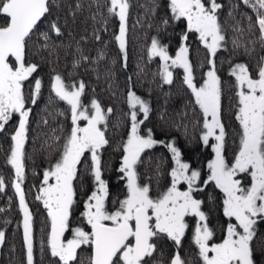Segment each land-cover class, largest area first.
<instances>
[{
    "label": "snow or ice",
    "instance_id": "6c2138e0",
    "mask_svg": "<svg viewBox=\"0 0 264 264\" xmlns=\"http://www.w3.org/2000/svg\"><path fill=\"white\" fill-rule=\"evenodd\" d=\"M55 2L0 0V130L4 129L13 114H19L18 126L11 137L14 143L8 162L15 169L14 187L23 212L27 264H33L32 214L21 184L24 179V145L31 109L25 106L23 89L24 82L36 72L38 64H26L25 57L28 42L37 33L43 41L39 43L37 53L47 50L49 55H53L57 48L63 46L55 44L50 35L54 33L57 38L63 35L58 17L48 21L46 31H39L41 23L51 14ZM242 2L255 13V20L252 16L246 17L248 31H258V39L264 45V0ZM69 7L75 18L82 5L77 0L74 9ZM129 7V0H109L108 12L119 18V34L115 39L119 42L121 52H125V59ZM169 8L172 19L179 21L183 18L187 32L199 34V40L207 49L208 70L203 82L197 86L188 55L189 48L184 43L175 57H171L167 47L160 45L154 37L148 49L149 57H159L162 61L159 75L165 84L173 82L170 68L178 66L184 70L183 83L190 89L194 104L199 106L203 115L201 140L205 145L209 144V138L215 140L211 145L215 156L207 163L209 174L201 181L200 170L192 168L189 162L182 159L181 151L174 141L156 140L151 129L141 134L140 126L148 119L150 107L147 101L129 89L127 103L132 109L131 126L122 145L123 156L119 169L127 179L126 194L117 202L119 206L109 211L106 208L109 191L107 182L102 178L100 149L109 143L105 131L113 108L105 110L95 98L91 99L90 108L82 104L84 82L66 84L62 76L56 74L51 89L59 100L69 106L71 128L63 138L59 158L43 173L42 186L36 199L43 202L50 219L47 243L51 255L58 258V264H148L145 258L152 257L157 251L154 238L161 235L173 241L177 249L169 264H186L179 248L187 228L185 217L189 215L198 217L193 241L203 264H257L256 252L264 255V235H259L256 227L258 220L264 222V57H261L255 76L245 63H236L230 69V75L235 78V119L240 132L237 134V150L229 161L225 155L227 133L221 120L222 81L217 74L215 62L217 51L224 47L225 42L224 27L218 14L222 4L217 0H170ZM163 23L166 25L168 21L164 20ZM239 23L236 22L235 31L243 33ZM187 32L182 36L184 41L188 39ZM95 38L100 39L98 34ZM233 47H240L238 40H233ZM245 51L250 49L246 47ZM76 53L79 59L74 60V67L89 60L79 47V42ZM101 58L103 53L98 59ZM40 88L41 80L36 79L32 104L36 103ZM137 107L143 113V119L138 120ZM81 120L86 121L84 126L80 125ZM158 144L170 151L175 166L169 173L170 186L153 197L150 186L138 182L136 165L142 162V154L146 150ZM86 152L91 155L94 190L84 202L81 217L90 226L89 230L79 225L70 227L76 203L74 181L78 179V166L83 162ZM239 174L250 178L247 185L239 178ZM50 179L54 183H49ZM209 182L214 183L223 193V215L235 221L227 224L225 234L218 243H210L214 232L208 226L207 214L202 210L203 201L194 196L195 192L203 191ZM182 183L187 185L185 190L180 188ZM3 187L4 181L0 177V189ZM68 231L72 232V237L64 239ZM4 237L5 233L0 231V243H3ZM82 246H89L90 249L86 262L78 258V250Z\"/></svg>",
    "mask_w": 264,
    "mask_h": 264
},
{
    "label": "trees",
    "instance_id": "16d2710c",
    "mask_svg": "<svg viewBox=\"0 0 264 264\" xmlns=\"http://www.w3.org/2000/svg\"><path fill=\"white\" fill-rule=\"evenodd\" d=\"M79 2L82 7L73 18L69 6L74 9L77 0H56L52 5L51 14L40 25L39 31H46L48 21L58 17L63 35L59 38L54 33L50 35L55 44L63 46L57 48L53 55H49L47 50L37 53L39 43L43 42L37 33L29 40L25 57L26 64H38L36 72L24 82L23 89L25 106L30 108L31 112L24 145V179L21 187L32 214L33 264H58V258L51 255L47 243L49 219L46 209L43 202L36 199L42 186L43 173L59 158L63 138L69 132L71 121L69 106L65 101L59 100L51 89L56 74H60L66 84L84 82L82 104H87L95 98L105 110L113 108V112L108 116L105 131L109 143L100 149L102 176L106 179L109 191L108 207L114 209L119 206L118 194H123L124 187L126 188L125 183L120 181L119 169L122 163V145L131 126L132 109L127 103L129 89L147 101L150 107L148 119L140 126L141 134L151 129L156 140L174 141L181 151L182 159L189 162L192 168L200 170L201 181L209 174L207 163L214 153L212 142L205 145L201 140L203 115L199 106L194 104L190 89L183 83L184 70L178 66L172 67L173 82L165 84L159 75L162 61L159 57H149L148 49L154 37L160 45L166 46L171 54H175L182 43L186 44L197 86L201 84L202 75L209 66L207 49L199 40V35L187 32L183 18L179 21L172 19L170 0H129L126 59L125 52H121L119 42L115 39L119 34V18L108 12L109 0ZM217 2L222 4L218 14L224 27L225 42L224 47L217 51L215 62L217 74L222 81L221 120L227 133L225 155L231 161L237 150V134L240 128L235 119L236 88L230 69L236 63H245L255 76L261 57H264V45L258 39V31L250 33L247 29L246 17L252 16L255 20V13L249 6L243 4L242 0ZM164 20L168 21L166 25ZM237 21L240 22L239 28L244 30L243 33L235 31ZM185 32L188 36L186 41L182 40ZM97 34L99 40L95 38ZM233 40H238L240 47L234 48ZM77 42L89 60L74 67V60L79 59V54L76 53ZM246 47L250 51L246 52ZM101 53L103 58L98 59ZM36 79L41 80V88L36 103L32 104L31 96ZM137 114L138 120L143 119L140 111L137 110ZM18 120L19 114H13L4 129L0 130V177L4 181V187L0 189V231L5 233L4 241L0 243V264H27L23 212L14 187L15 169L8 162L14 143L11 137L18 126ZM56 137L60 139L57 140ZM141 159L142 162L136 165L138 182L148 184L150 194L156 197L170 184L169 173L175 166L171 153L164 145L158 144L151 150H146ZM82 161L78 166V179L74 181L76 203L73 216L79 220L84 209L81 202L86 201L94 190L90 154L86 152ZM194 196L203 201L202 205L205 206L208 216L212 217L211 224L221 226L217 219V208L219 209V203L222 201V192L215 184L209 182L203 191L195 192ZM74 225L82 226L83 223ZM256 227L258 234L264 235V222L258 220ZM160 238L157 253L147 259L148 264H169L172 251H177L176 247L173 249V242L166 236L162 235ZM179 252L186 264H202L195 246L181 245ZM89 255V246H82L78 250V258L85 262ZM255 259L257 264H264V255L259 251L256 252Z\"/></svg>",
    "mask_w": 264,
    "mask_h": 264
},
{
    "label": "flooded vegetation",
    "instance_id": "af4514ba",
    "mask_svg": "<svg viewBox=\"0 0 264 264\" xmlns=\"http://www.w3.org/2000/svg\"><path fill=\"white\" fill-rule=\"evenodd\" d=\"M210 141L212 142L213 141V138H209V143H210ZM120 172V171H119ZM120 181L122 182V183H125V186H126V184H127V179H126V177H124V174L123 173H121L120 172ZM102 178L104 179V177L102 176ZM239 178L242 180V182L245 184V185H247L248 183H249V181H250V178L247 176V175H245V174H239ZM105 181H106V179H104ZM204 180V179H203ZM202 180V181H203ZM170 181H171V179H170ZM168 186H170V184L168 185ZM180 188H181V190H185L186 189V185L185 184H181L180 185ZM218 189V188H217ZM196 198V197H195ZM197 199V198H196ZM221 199H223V193H222V196H221ZM223 201V200H222ZM222 201H221V205H220V203H219V209L217 208V219H218V221L219 222H221V228H220V231L218 230V228H217V226H215L213 223L211 224V220H212V217H209L208 216V212L205 210V206L204 205H202V210L207 214V223H208V226L213 230V232H214V235H213V238H212V240L210 241V243H214V242H212L213 241V239H218V241H221L222 240V238H223V236H224V234H225V229H226V226H227V224L229 223V222H235L234 221V218L232 219V220H229V218H226L224 215H223V206H222ZM84 200L81 202V206H83L84 205ZM107 204H108V200H106V208L109 210V211H112V209L113 208H111L110 206L108 207L107 206ZM84 208V207H83ZM84 211V209L82 210V212ZM218 211H219V213H218ZM46 213H47V211H46ZM78 217H80V216H78ZM47 218L49 219V217L47 216ZM79 222H81V223H83V225L82 226H84L85 227V229L86 230H89V228H90V226H87L86 225V222L85 221H83V219H82V217H80V220L79 219H77L75 216H73V211H72V215H71V221H70V227H75V225H74V223L75 224H77V223H79ZM185 222H186V224H187V228H186V230H185V235H184V237L182 238V240H181V245L183 246V245H186V246H191V245H193V246H195V248H196V250H197V254H198V247L195 245V243H194V241H193V235H194V230H195V227H196V225H197V222H198V217H195V216H193V215H189V216H186L185 217ZM49 226H50V219H49ZM48 230H49V227H48ZM50 231V230H49ZM48 234H49V232H48ZM69 236H72V232L71 231H68V232H66L65 233V237H64V239H67V238H69ZM162 236V235H161ZM160 236V237H161ZM160 237H157V238H154V243H156V245H157V249H158V247L160 246V243H161V238ZM168 239V238H167ZM169 240V239H168ZM173 242V241H172ZM218 243V242H217ZM173 244V249L176 247L175 245H174V242L172 243ZM159 245V246H158ZM180 245V246H181ZM162 248H164V246H161ZM157 253V251L154 253V254H156ZM175 252H174V250L172 251V255L171 256H173V254H174ZM199 255V254H198ZM149 257H146L145 259L147 260ZM199 260H202L201 258H200V256H199Z\"/></svg>",
    "mask_w": 264,
    "mask_h": 264
},
{
    "label": "rangeland",
    "instance_id": "374dc122",
    "mask_svg": "<svg viewBox=\"0 0 264 264\" xmlns=\"http://www.w3.org/2000/svg\"><path fill=\"white\" fill-rule=\"evenodd\" d=\"M184 22L186 23V21L184 20ZM198 34V33H197ZM199 35V34H198ZM168 51V50H167ZM168 53H169V55L171 56V57H175V55H176V53L174 54V53H170V51H168ZM169 63H170V61H169ZM208 67L209 66H207L206 67V69H205V72L203 73V74H205L206 72H207V70H208ZM172 68H170V70H171ZM203 77H204V75H202V78H201V83L203 82ZM84 105H87L89 108H90V101L87 103V104H84ZM221 105H222V103H221ZM70 110V109H69ZM139 111V108L137 107V109H136V111ZM143 115V113H141V116ZM69 117H70V113H69ZM71 120V119H70ZM18 122H19V120H18ZM79 123H80V125L81 126H84L85 124H86V121H83V120H81V121H79ZM70 128H71V121H70V123H69V128H68V131H70ZM14 134V133H13ZM215 143V140H214V138H213V141H212V144H214ZM90 154V153H89ZM123 156V155H122ZM214 156H215V154L213 153V155H212V159L214 158ZM90 157H91V155H90ZM121 161H122V157H121ZM52 165H54V164H52ZM49 183H54V180H51L50 179V181H49ZM121 185V184H120ZM125 194H126V188L124 187V191H123V194L122 193H120V194H118V196L120 197V200L121 199H123L124 197H125ZM223 200V199H222ZM220 205H221V203H220ZM116 207V206H115ZM114 207V209H112V211H114L116 208ZM219 222V221H218ZM221 223V222H220ZM220 228H221V226H219ZM219 227H217L218 228V230L220 231V228ZM72 236H69V238H71ZM69 238H67V239H69ZM212 242H214V243H217V242H220V241H218V239H213V241ZM176 252V251H175ZM170 257H172V256H170ZM201 263L203 264V261H201Z\"/></svg>",
    "mask_w": 264,
    "mask_h": 264
},
{
    "label": "water",
    "instance_id": "95a60500",
    "mask_svg": "<svg viewBox=\"0 0 264 264\" xmlns=\"http://www.w3.org/2000/svg\"><path fill=\"white\" fill-rule=\"evenodd\" d=\"M49 230H50V226H49ZM50 232V231H49Z\"/></svg>",
    "mask_w": 264,
    "mask_h": 264
}]
</instances>
